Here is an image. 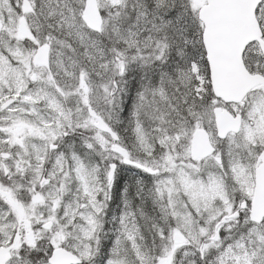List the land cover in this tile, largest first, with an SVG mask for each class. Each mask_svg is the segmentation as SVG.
<instances>
[{
	"label": "snow or ice",
	"instance_id": "6c2138e0",
	"mask_svg": "<svg viewBox=\"0 0 264 264\" xmlns=\"http://www.w3.org/2000/svg\"><path fill=\"white\" fill-rule=\"evenodd\" d=\"M0 264H264V0H0Z\"/></svg>",
	"mask_w": 264,
	"mask_h": 264
}]
</instances>
